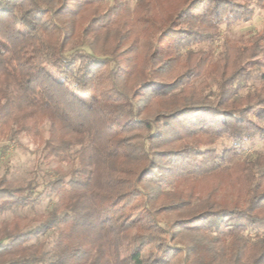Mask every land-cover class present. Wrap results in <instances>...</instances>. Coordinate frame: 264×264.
I'll use <instances>...</instances> for the list:
<instances>
[{"label":"trees","instance_id":"1","mask_svg":"<svg viewBox=\"0 0 264 264\" xmlns=\"http://www.w3.org/2000/svg\"><path fill=\"white\" fill-rule=\"evenodd\" d=\"M257 9L0 0V137L56 163L1 176L0 214L57 197L0 221V264H264V24L231 32Z\"/></svg>","mask_w":264,"mask_h":264},{"label":"rangeland","instance_id":"2","mask_svg":"<svg viewBox=\"0 0 264 264\" xmlns=\"http://www.w3.org/2000/svg\"><path fill=\"white\" fill-rule=\"evenodd\" d=\"M111 3L113 0H106ZM132 6L135 0H128ZM264 24V9H257L253 17L245 22H241L233 25L231 28L232 35L237 36L240 34L252 35L257 32ZM225 31L224 26H221V33ZM219 39H216L214 46H217ZM205 46V44H203ZM246 68L249 67L247 63ZM251 85H248L242 90V93ZM256 123H259L254 118ZM40 145L33 142L27 137L20 136L16 140L10 142L5 138L0 137V177L6 176L10 180L27 181L33 180L38 185V189H43L48 179L52 178L54 174V167L56 163L41 165L39 168L37 165V158L40 151ZM218 147H222L219 143ZM254 149L263 151L264 140H258L253 145H248L245 148L244 155L251 154ZM62 168L68 167V165L61 164ZM57 206L56 196H45L39 203L34 206H28L25 208H13L8 209L0 214V221L2 219L11 218L15 214H27L30 215L33 212H43L50 210ZM177 215L173 214L170 217L175 218ZM250 234L254 233V229L249 231ZM44 237V238H43ZM43 240L47 242L51 241V235L47 234L43 236ZM34 240H32L33 242Z\"/></svg>","mask_w":264,"mask_h":264}]
</instances>
